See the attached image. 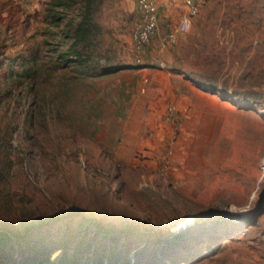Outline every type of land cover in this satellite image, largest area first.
<instances>
[{
  "label": "rangeland",
  "instance_id": "obj_1",
  "mask_svg": "<svg viewBox=\"0 0 264 264\" xmlns=\"http://www.w3.org/2000/svg\"><path fill=\"white\" fill-rule=\"evenodd\" d=\"M153 1L136 51L135 0H0V264H264V0H203L165 44L184 0ZM157 71L227 105L201 152L180 123L148 148Z\"/></svg>",
  "mask_w": 264,
  "mask_h": 264
},
{
  "label": "crops",
  "instance_id": "obj_2",
  "mask_svg": "<svg viewBox=\"0 0 264 264\" xmlns=\"http://www.w3.org/2000/svg\"><path fill=\"white\" fill-rule=\"evenodd\" d=\"M157 74H161L162 83L157 84V94L150 102L146 117L147 125L151 128L149 135H144L148 148L152 149L155 143L160 142L165 150L163 155L166 156L168 148L173 150L177 145V140H170L174 123L164 116L166 107L173 105L183 132H189L192 127L196 148L199 152L206 149L207 142L213 141L215 136L210 133L207 136L205 127L222 126L227 119V105L213 94L192 86L186 87L183 84L182 88L181 81H176L170 72L157 71Z\"/></svg>",
  "mask_w": 264,
  "mask_h": 264
},
{
  "label": "built area",
  "instance_id": "obj_3",
  "mask_svg": "<svg viewBox=\"0 0 264 264\" xmlns=\"http://www.w3.org/2000/svg\"><path fill=\"white\" fill-rule=\"evenodd\" d=\"M202 2L203 0H184V11L180 15L177 24L171 27L167 35H165L164 44L173 42L178 35H182L190 30ZM135 8L138 13V19L131 31V41L134 49L140 51L150 42L158 30V10L153 0H135ZM164 116L174 123L170 140L175 141L177 138L176 131L179 128L175 107L173 105L166 107ZM170 151L171 147L168 148L166 154H169ZM165 158L168 159L169 156L166 155ZM167 165L168 161L159 170L160 175L164 178H166L168 173ZM258 171L259 184L264 185V155L260 159Z\"/></svg>",
  "mask_w": 264,
  "mask_h": 264
},
{
  "label": "trees",
  "instance_id": "obj_4",
  "mask_svg": "<svg viewBox=\"0 0 264 264\" xmlns=\"http://www.w3.org/2000/svg\"><path fill=\"white\" fill-rule=\"evenodd\" d=\"M87 23L88 22L86 20H82L81 23L79 24V27L77 29L76 36H75V44H77V43H79V42H81L83 40L85 32H86L85 28H83V25H87ZM182 233H179L177 235L178 236L182 235ZM8 239H9V237H8V235L6 233H4V232L0 233V243L4 242L5 240H8Z\"/></svg>",
  "mask_w": 264,
  "mask_h": 264
},
{
  "label": "bare ground",
  "instance_id": "obj_5",
  "mask_svg": "<svg viewBox=\"0 0 264 264\" xmlns=\"http://www.w3.org/2000/svg\"><path fill=\"white\" fill-rule=\"evenodd\" d=\"M174 233L177 235V234H179V232L178 231H176V230H174Z\"/></svg>",
  "mask_w": 264,
  "mask_h": 264
},
{
  "label": "water",
  "instance_id": "obj_6",
  "mask_svg": "<svg viewBox=\"0 0 264 264\" xmlns=\"http://www.w3.org/2000/svg\"><path fill=\"white\" fill-rule=\"evenodd\" d=\"M185 231H187V230H185ZM185 231H183V232H185Z\"/></svg>",
  "mask_w": 264,
  "mask_h": 264
}]
</instances>
